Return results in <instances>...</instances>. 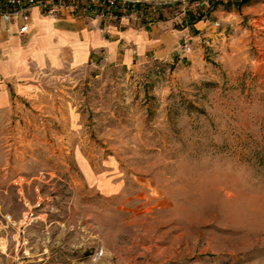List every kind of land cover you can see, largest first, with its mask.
I'll list each match as a JSON object with an SVG mask.
<instances>
[{
    "label": "rangeland",
    "instance_id": "1",
    "mask_svg": "<svg viewBox=\"0 0 264 264\" xmlns=\"http://www.w3.org/2000/svg\"><path fill=\"white\" fill-rule=\"evenodd\" d=\"M165 1L166 55L8 83L0 264H264V0Z\"/></svg>",
    "mask_w": 264,
    "mask_h": 264
},
{
    "label": "crops",
    "instance_id": "2",
    "mask_svg": "<svg viewBox=\"0 0 264 264\" xmlns=\"http://www.w3.org/2000/svg\"><path fill=\"white\" fill-rule=\"evenodd\" d=\"M0 7L9 6L0 0ZM18 23L15 16L0 15V107L10 101L8 83L17 85L35 69L64 62L129 65L147 54L166 55L183 31L170 26L162 13L89 20L66 11L41 15L33 8L28 33L18 34Z\"/></svg>",
    "mask_w": 264,
    "mask_h": 264
},
{
    "label": "built area",
    "instance_id": "3",
    "mask_svg": "<svg viewBox=\"0 0 264 264\" xmlns=\"http://www.w3.org/2000/svg\"><path fill=\"white\" fill-rule=\"evenodd\" d=\"M183 2L186 0H182ZM7 9L0 7V15L5 19L18 18L17 33L26 34L29 31L30 11L38 8L41 15L55 16L63 11L84 19L107 20L121 17H139L144 15H159L172 8L171 1L153 0H2ZM190 47L184 44V50Z\"/></svg>",
    "mask_w": 264,
    "mask_h": 264
}]
</instances>
